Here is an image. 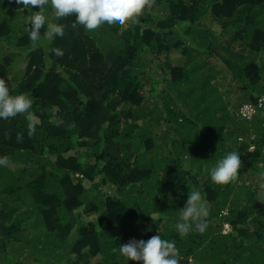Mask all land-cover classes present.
Masks as SVG:
<instances>
[{
    "label": "trees",
    "instance_id": "1",
    "mask_svg": "<svg viewBox=\"0 0 264 264\" xmlns=\"http://www.w3.org/2000/svg\"><path fill=\"white\" fill-rule=\"evenodd\" d=\"M45 10L64 34L45 38L46 24L34 45L31 10L0 0V77L32 99L0 119V264H127L120 244L155 234L174 241L180 264H264V0H151L137 20L95 31ZM176 51L192 54L191 70L168 65ZM155 63L169 70L164 99L147 103ZM232 90L254 117L225 116ZM163 125L182 130L169 138ZM233 150L237 180L213 183L208 169ZM193 189L207 228L181 236Z\"/></svg>",
    "mask_w": 264,
    "mask_h": 264
},
{
    "label": "clouds",
    "instance_id": "2",
    "mask_svg": "<svg viewBox=\"0 0 264 264\" xmlns=\"http://www.w3.org/2000/svg\"><path fill=\"white\" fill-rule=\"evenodd\" d=\"M16 2L22 5L23 9L31 10L28 35L34 45L39 41L40 30L46 24L45 38L52 39L64 34L63 24L47 21L45 5L54 10L55 17L74 15L76 24L82 25L88 31H95L102 26H122L126 22L137 20L151 4V0H16ZM32 6H38L39 10L32 11ZM54 51L57 56L63 54L59 49ZM31 105L32 99L26 94H10L9 84L0 77V119L6 120L18 114L28 113ZM29 119L32 120L31 117ZM28 127L31 134L34 131V121L30 122ZM6 162L5 157H0V165ZM241 166L238 150L229 151L208 169L210 180L217 185L235 182L240 175ZM185 168H189L187 163ZM208 214L209 209L204 195L193 189L180 209L175 229L181 236L192 231L203 233L207 228ZM119 252L126 258L127 264L129 260L141 261L142 264H180V253L174 241L164 239L159 234L151 236L146 241L132 239L126 244H120Z\"/></svg>",
    "mask_w": 264,
    "mask_h": 264
},
{
    "label": "rangeland",
    "instance_id": "3",
    "mask_svg": "<svg viewBox=\"0 0 264 264\" xmlns=\"http://www.w3.org/2000/svg\"><path fill=\"white\" fill-rule=\"evenodd\" d=\"M232 28L233 27L230 26V28L228 29V31H231ZM212 31L216 35L220 33V29L218 27L217 28L216 27H213L212 28ZM230 35H231V33H230ZM233 47H234V51H236V52L239 51V53L245 54V51H241V49H239L242 46H240V45H234ZM226 57H229V58L231 57L232 59L236 60V57L235 56L226 55ZM187 58H193L192 54H187L186 56H182L177 51L176 52H171V53L168 54V58H167V60L169 61V64L168 65L170 67L185 65V68H187L188 70H191L192 67L187 63ZM163 66H164V63H162V65H159V67H158V64L157 63H155V65L153 64L152 72L148 74L149 75V78L151 77V78H154L155 79L154 80V83L157 85V87H156L157 95L156 96H152L151 94H149V92H150V82L147 81L146 82V87H143L144 98H145V100H146L147 103L148 102L149 103H152L154 101H161V100H158L157 99V96L158 95L161 96L162 99H164V94L161 93L162 81L160 80V77H163V79H165L167 77L168 73H169V70H168V68H166V70H165V68ZM157 67H158V69L159 68H162V67L164 69H162V71L160 69L161 72H156ZM227 74H228V68H227ZM216 80L219 81V82H222V83H226V80L223 79L221 77V75L217 76ZM220 90H221L220 92L223 93V90L222 89H220ZM223 96H224V98L226 100V103L228 104V109H229V110L227 109L228 112L225 113V116L227 114L228 115H231V116L234 115V116H237V120H239V121L242 120L241 122H243L244 120H248V119L252 118V116L254 117V114H256L253 105L247 104V103H244V102H240V101L236 103V99H235V95L233 93V90L232 91H227L226 94H223ZM167 97H169V96L166 95V100H167ZM239 98H242V97H239ZM263 100L264 99H262V98L259 99L258 100V103L260 104ZM237 104H239V106ZM233 107H235V108H234L233 111H231ZM222 114H223L222 112H217L216 113V117H219ZM172 126H175V125L172 124ZM176 127H177L178 132H180L182 130V126H176ZM160 129H166L167 130V135H168L169 138L174 137V136H177V133H178V132L173 131L172 129L165 128V125L161 126ZM249 136H251V135H249ZM250 138H248V140ZM187 139H190V138H187ZM201 149H200V151H201ZM251 174H253V173L249 172L248 173V177ZM91 190L92 189L88 188V191H91ZM89 219H92V218H89ZM188 262H189V264H195V263H192V261H188ZM140 264H141V262H140Z\"/></svg>",
    "mask_w": 264,
    "mask_h": 264
}]
</instances>
